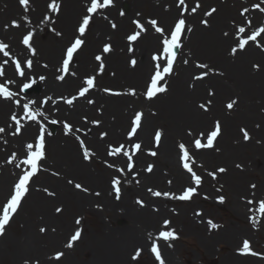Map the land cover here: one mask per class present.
Here are the masks:
<instances>
[{"label": "bare ground", "instance_id": "1", "mask_svg": "<svg viewBox=\"0 0 264 264\" xmlns=\"http://www.w3.org/2000/svg\"><path fill=\"white\" fill-rule=\"evenodd\" d=\"M115 1L118 4L123 3V1L130 2L128 12L133 16L126 15L120 20L118 32L109 30L103 20L96 19V28L85 34L87 41L81 49L86 45L88 47L81 56L77 70L85 73V75L100 73V62H96L95 57L91 56V52L97 48L99 41L112 40L116 46L114 50L101 56L105 67L109 68L111 72H115L116 75L100 78V82L95 84L92 89L93 93H87L85 97L77 98L72 105H68L65 103L67 95L64 93L71 90L72 86L78 85L83 76L76 75L75 77L70 75L71 73L67 76L61 74L57 67L58 56L61 55V52L63 53L62 45H64L69 34L74 35L75 33L73 24L78 16L83 14L85 0H65L60 11L54 12L58 22H60L57 26L61 33L60 36L55 35L56 37L46 30L52 19L48 8V4L51 2L47 4L48 1L45 3V0H30L28 10L25 11L19 0H0V42L9 46L6 50L16 55L15 57L21 61L24 71V76H19L10 65L9 59L7 60L8 56L5 57L3 53H0V64H3L5 60L8 61L7 64L3 65L4 76L2 77L6 82L14 81V83H7V86H9L10 91L17 93V96L11 100L0 98V127L5 128V132L0 133V213L6 200V193L9 192V189L11 192L13 187V172L16 168L25 166L21 163L22 159L19 155L25 145L32 142V138L36 140L40 125L47 129L45 122L49 116L58 121L62 118L67 119L63 123L68 121L67 123L74 124L71 136H66L62 131L51 136L45 131L46 155L45 159L40 162L41 170L39 171L40 177L36 190L33 192L29 203L27 200L26 208H24L26 199L32 193V190L29 191L11 219L12 221L19 216L22 225L16 231L17 235L14 236L8 229L10 222L6 227L5 234L0 236L1 244L6 243L5 246L10 251L12 250L8 253L14 254L15 264H25L26 261L21 259L20 253H17L19 248L32 253L38 252L39 260H33L32 263L27 261L28 264H37V262L38 264H76L73 255L79 247H82L81 243L85 236L81 234L72 248H67L66 244L70 236L74 234L73 230L77 228L75 220L71 222L67 213L77 208L106 214V216L112 214L115 216L114 220L119 217L128 220V225L124 227L110 228L103 237L95 240L89 239L84 249L94 247L95 251L90 260L84 261L82 264H125L126 248L133 244H139L140 247L138 248L141 249V252L147 248L151 252L150 245L154 241L158 244L165 264H176L173 257L176 248L174 243H167L168 241L155 237L157 232H154L156 226L162 224L167 217L166 215H169L167 207L163 204L166 200H162L163 195L156 197L148 191L149 188L153 191L167 192L184 186L189 187L185 183L191 182V178L179 164V155L176 154L177 142L174 141V138L178 137L177 140L188 141L191 140L192 135L198 134L200 136V133H205L204 138H206L208 131H204L208 130V124L213 116L216 119L220 118L216 120L221 123L219 139L223 134L225 142L227 134L231 133L237 120L243 119L251 127L255 122L260 121V129L253 131L256 136V145L244 146L243 149L258 150L264 155V113H261L264 111V53L260 51V48L264 46V37L262 36L260 43H255L256 46L253 47L249 43L244 50H238L237 54L233 55L231 48L236 46L239 41V37L236 35L238 27L228 23V20L234 17L239 20L243 19L236 14L233 7L220 5L217 14H213L210 18L203 16L200 13L203 12L202 10L197 13H192L191 10L184 12L189 23L185 25L183 35L189 28L191 29V26L195 27V33H192L191 38L184 44L189 53L188 63L186 65L184 63L177 70L175 68L176 75L175 72L171 75V94H162L163 100L156 97L153 101H147L142 99L139 91L135 90L136 95L133 96L125 94L124 89H120V84L124 82L135 83L141 88L144 85L147 72L154 69L155 62L151 60V56L157 52L158 48L160 49L161 36L153 31L148 23L152 19L144 17L142 9L147 8L152 13H157L160 17L158 26L164 28L166 34V30L175 22L173 19H176L183 8L180 6L178 9L175 0ZM253 3L262 5L263 2L253 0ZM251 10V18H257L261 21L260 13L256 9ZM45 16H48L49 19L44 20ZM24 17H27V20ZM13 20L20 24L19 28L11 25ZM137 20L144 27L149 26L151 28L149 31L141 33L137 41L127 42V37L123 36V31L125 32L126 27L130 28L131 21ZM202 20H207V25L203 24ZM5 25L8 27L5 28ZM28 31H32L35 38L34 41L30 42L32 47L36 49L34 56L21 42L23 35H26ZM225 33L228 35L225 36ZM243 36L244 38L247 37L246 29ZM129 47L133 48L134 51L129 52ZM95 52L94 56L98 55L100 50H95ZM133 58L137 60L135 67L130 64V60ZM29 59L33 62L31 68H28L24 63ZM181 63L182 61H179V64ZM197 64H207L209 67L208 69H200L196 66ZM254 65H259V68L254 67ZM203 71H208V75L201 80H195L194 77ZM59 75L65 76L63 82L57 80ZM40 77L45 79L41 80ZM32 79L34 83L35 81H42L39 83L41 93H45V98H51L46 105L39 103L38 94H33L30 98L25 99L23 93L17 90L20 81L28 83ZM103 83L113 84L116 91L112 92L124 94L113 95L105 92L106 85ZM12 86L15 87V90ZM210 92L214 94L209 95ZM62 94H64L63 99L59 100L57 97ZM31 98L36 99L35 103L32 104V111L39 109L44 113L43 116H37L35 121L28 120L25 113H21L19 110L25 102L33 101ZM226 98L227 100H225ZM17 99L20 101L19 106L15 103ZM89 100H92L93 103L89 104ZM231 100H236L237 103L232 109H228L226 105ZM208 101L211 103L208 104ZM149 103L154 104L150 105V110L152 108L158 110V113L153 116L149 113L147 115L145 111V106ZM201 104L207 105L208 110L205 111L200 108V111L198 108ZM138 111L143 113L142 126L133 138L140 141L141 144L142 142L144 145L151 144L152 141L148 137L150 131L155 134V131L160 130L159 127L162 128V125L166 129L165 133L162 134V142L159 146L150 148V145L147 147L142 145L140 153L133 156L134 168L129 172L126 166L127 157L122 154L109 156L107 152L110 144L113 147L123 144L125 150L131 153L128 148H131L133 138L129 140L127 137V129L130 125L127 129L125 126L128 120L131 124V120ZM229 111H233L231 116ZM13 113L22 119L23 127L19 135L12 134L14 128L12 121L10 122V117ZM95 120L100 121L99 125L92 123ZM155 125L159 126L155 127ZM211 129L214 128L211 127ZM104 132L107 133V136L101 138V133ZM77 137L82 138L85 146L94 153L89 160L83 159V150L75 141ZM7 150H10L9 154L3 155ZM150 151L157 152L155 162L158 166L151 173L144 168L147 160L154 159L149 154ZM13 153L16 154V159L9 163ZM199 154L202 155L203 159L209 161L213 158L215 161L217 159H221L223 162L226 160L224 153L213 155L211 151L203 150ZM17 165L20 166L17 167ZM121 168L124 169L123 173L117 171ZM54 173H59V175ZM114 177H119L121 180L120 199H116L111 184ZM171 179L173 183L169 184L168 181ZM70 180L72 183L68 182ZM33 182L30 181L29 188L32 187ZM76 183H80L88 191L76 189L74 186ZM44 189H48V194L54 193V195L52 197L43 195ZM261 191L264 193V188ZM170 193L172 194V192ZM138 199L144 202L142 206L137 203ZM54 202L56 206L54 213H52L50 206ZM231 202L240 214L246 212L244 203L232 199ZM58 207L62 209L63 214L61 216H58L59 213L56 212ZM65 208L66 210H64ZM72 211L74 212V210ZM161 215H164L162 220L160 219ZM190 225L192 229L189 236L196 237L197 234L204 233L203 227L198 230L194 223ZM41 228H45L46 231L41 233ZM244 228L247 230V227ZM227 229H230L232 233L228 237V242L230 240L237 241L240 234L245 235L243 237L247 236L243 231L235 229L234 225H230ZM149 234H151V238H149ZM227 236L228 233L223 231L210 236L203 235L202 239L205 246L211 248L216 242L224 241ZM242 240L243 238L240 242ZM149 242L150 244H148ZM11 247L12 249H10ZM48 248H50L48 255L43 254V249ZM3 251L4 249L1 248L0 254ZM58 251L63 252L64 255L59 261H56L54 257ZM86 251V253L89 252V250ZM231 253L232 250L229 249L228 257L223 258L222 264H259L261 262L258 258Z\"/></svg>", "mask_w": 264, "mask_h": 264}, {"label": "snow or ice", "instance_id": "2", "mask_svg": "<svg viewBox=\"0 0 264 264\" xmlns=\"http://www.w3.org/2000/svg\"><path fill=\"white\" fill-rule=\"evenodd\" d=\"M19 3L22 6H24L25 11L28 10V5L30 3V0H19ZM112 3H113V0H103L102 3L100 2V0H90V6H88L86 8V14L83 15L82 21L79 22L78 28L76 29V31L79 33V35H77L75 37V39L73 41H71L70 44L66 47L64 57L62 59V67L59 69V71H61L63 73L68 72L69 64L73 60L74 54H77L78 50H80L82 45H84L85 40L82 39V37L85 35L86 30L90 26V22L92 20V16L90 14L96 13L97 10L104 9V8L110 6ZM178 3H179V5L184 6V7L181 11L180 18L175 21L174 27L169 30L170 35H166L165 29L158 26L157 20L152 19L148 22L151 25V27L154 28L155 31L157 33H159L162 37V39L160 41V49H158L157 52L151 56V60L153 62H155L154 63V71L150 75L149 81L146 82V84H145L146 91L143 93L145 98L148 100H152L154 97L157 96V94L165 93L168 90L165 78L167 76L171 75L173 72V65H174V63L176 61V57H177L176 49H179L181 47V37H182V34L185 30V25H186V21L183 18V13L188 11L187 6L185 5V0H178ZM199 7H200V4L197 3L195 7L191 8V12L195 13ZM253 7L259 9L260 12H264V7H261L260 4H254ZM48 8L52 12H58L60 10V5L57 2V0H52V2L48 4ZM215 11H216V9L212 8L210 11L205 12V15L211 16ZM246 12H248L247 8L242 9L241 15L243 16L244 13H246ZM123 14L124 13H121V15H123ZM24 19L27 20V17H24ZM48 19H49L48 16L44 17V20H48ZM201 22L205 25H207V23H208L207 20H202ZM134 23L136 24L137 28L140 29V31L135 32L134 34L127 36V40L129 42L137 41L138 38L141 36V33L147 31V29L144 27V25L141 24L138 20L134 21ZM248 23L251 24V21H248ZM11 25L13 27H16V28L20 27V24L15 20H13L11 22ZM111 26H112V28H116L115 23H113ZM7 27H8V25H5V28H7ZM53 31H55V29H53ZM188 31H191V29L189 28ZM244 33H245V27L241 26V27L237 28L236 35L239 37V41L236 44V46L231 48V53L233 55H236L238 50H244L246 45H248L250 41H256L257 37L260 36L261 33H264V26L257 28L255 31L252 32L251 35H247L246 38H244V36L242 35ZM56 35L60 36L61 33L56 32ZM224 35L227 36L228 33H225ZM32 38H33V32L28 31L26 35H23L21 42L23 45H25L27 47V49L34 56L36 54V49L34 47H32V44L30 43ZM8 47L9 46L7 44L0 42V53H3V55L5 57L10 55V52L6 50V49H8ZM111 50H112V46L108 43H105L103 46V49H102L103 53L107 54ZM128 51L133 52L134 49L129 47ZM95 60L100 62L99 71L103 72L105 69V65L103 63L102 56L96 55ZM7 63H8V61L5 60L3 62V64H0V77L4 76L3 65L7 64ZM13 63L15 64V69H16L17 74L19 76L23 77L24 71H23L22 66H21V61L14 59ZM24 63H26L28 68H31L33 62H32V60L29 59V60H26ZM184 63L187 64L188 61L185 60ZM130 64H131V66L135 67L137 65V60L135 58L131 59ZM196 66L200 69H208V67H209L207 64H197ZM254 67L259 68V65H254ZM73 75H75V74L73 73ZM207 75H208V71H203L200 73V75L195 76L194 79L195 80H201L204 77H206ZM40 79L43 80L45 78L40 77ZM64 79H65L64 75L57 76V80L63 81ZM95 79H96L95 76L86 77L83 81L85 86L80 87L77 95H73L71 98L67 99L65 101V103L68 105H72L73 102L75 100H77L78 97H85L86 94L89 93V90L94 87ZM7 83H14V81H8L5 84H0V98L6 99V100H11L17 96V93L10 91L9 88L7 87ZM29 87H30V85L25 83V84H23L21 91H24L25 89H28ZM104 91L109 92L113 95H123L124 94L121 92H112V90L109 88H105ZM128 94L135 96L136 92L134 89H131V90H129ZM213 94L214 93H212V92L209 93V95H213ZM50 99H51L50 97H46L42 103H48V101ZM61 99H63V97H61ZM15 103L18 106L20 105V101L18 99L15 100ZM33 103H35V102L29 101L28 103L23 104V112L25 113L27 119L35 121L37 119V116H43L44 113L42 111H40L39 109H36L35 111L30 110L29 105L33 104ZM88 103L92 104L93 101L89 100ZM210 103H211V101H208V104H210ZM236 103H237L236 100H231L226 105V107L228 109H232ZM199 107L205 111L208 110V107L205 104H201V105H199ZM142 117H143V113L138 111L135 113L134 118L131 120V130L127 133V137L129 138V140H131L137 134V130L142 126ZM10 119L15 124V129H14V132L12 134L13 135L21 134V129H22L23 125L21 124V120L17 117V114L13 113L11 115ZM53 123H56V121H53ZM92 123L95 125H99L100 121L95 120V121H92ZM63 127H64L66 134L72 131V126L66 122L64 123ZM241 131L243 133V139L245 141L249 140L250 135L247 132V130L241 129ZM4 132H5V128L0 127V133H4ZM220 133H221V123H220V121H216L215 125H214V130H212L206 134V143H201L200 138H196L194 140L195 148L196 149L212 148L214 146V139L216 137H218ZM105 136H107L106 132L101 133V138H103ZM204 136H205V133H200V137H204ZM161 137H162V131L156 130L154 139H155V143L157 146H159V144H160ZM77 139L79 140L80 147L83 150V159L89 160L94 155V153H92L85 146L83 140H81L79 137H77ZM131 148H132V150L130 153L128 150H125V145H123V144H120L118 147H113L110 144L108 146L107 154L109 156H119L122 154L123 156L127 157V165L126 166H127L128 171L131 172L134 168L133 156L138 151L141 150V144L140 143H134V144H132ZM25 149H26V158L23 159V161L21 163L24 165H28L30 167L27 170H24L23 174H20L18 176V180L15 182V184L13 186V190L10 193V197L7 199V202L3 203V205H2V214H0V236L5 234L6 225L9 224L13 215L18 211V208L21 206L22 200L29 193L30 181L41 170L40 162L45 159V129H44L43 125H40V127H39V134L36 137L35 145H33V143H27L25 145ZM33 149H35V150H33ZM179 150L182 153V155L179 158L181 161L184 162L183 168L186 169L187 172H189L191 174V180L194 181L195 185L199 186L202 183V178H201V176L197 175L196 172L193 171V168L188 163V161L191 159L188 149L186 148V146L183 143H180L179 144ZM149 154L151 156H156L157 152L150 151ZM15 159H16V154L13 153L8 162L12 163ZM19 166L20 165H17V167H19ZM109 167H112V165H109ZM153 167H154L153 165L149 164L147 166L146 171L151 173L153 171ZM237 167H241V166L237 165ZM117 171L123 173L124 169L121 168V169H118ZM217 171L223 173L226 171V169L219 168V169H217ZM54 174L59 175V173H54ZM209 175H211L213 177V179H215V177H216L215 172L209 173ZM68 182L72 183L71 180ZM137 183H139V181H137ZM169 183H171V181H169ZM111 184H112L113 189L115 191L116 199H120V195H121V188H120L121 180H120V178L114 177L111 180ZM74 186L78 190H82L84 192L88 191V189L84 188L80 183H76ZM251 187L255 188L256 186L252 185ZM44 191L48 192V189H44ZM148 191L153 196H156V197L163 195L165 197L173 196V198L179 199V200H190L194 196V194L197 192V188L196 187H187L182 191V194L179 196H174L173 194H171L169 192L153 191L151 188H149ZM49 195H54V193H49ZM97 195H99V193H97ZM217 199L219 200V202L223 203L225 200V197L221 195V196H218ZM137 203L142 206L144 202L142 200L138 199ZM248 203L253 204V203H255V201L249 200ZM61 211H62L61 208H59V207L56 208L57 213H60ZM257 211L259 213H261L262 215H264V199H261L259 201V207H258ZM253 222H254V226H255V219L254 218H253ZM75 223L77 225H79L81 223V220L78 218L75 221ZM209 223H210L212 228L218 227L216 224L211 223V221H209ZM169 224H170V221L165 219L163 221L162 227L167 228ZM40 231H41V233H43L46 231V229L41 228ZM80 237H81V229L77 228L75 233L70 236V239L68 240V242L66 244V247L72 248L74 245V242H76ZM149 238H151V234H149ZM159 238L164 240V241L174 240V239H176V234L173 230H161V231H159ZM238 251L242 255H249V254L253 255V256L259 255V253L254 252L252 250V248L250 246V242L247 239H245L243 241L242 247H240L238 249ZM151 252L155 255V258L157 261H159V264H165L164 260L161 257V252L159 250L158 244L155 241L151 245ZM63 255H64L63 252L58 251V252H56L54 259L56 261H59ZM140 255H141V249L138 248V249H136L135 255H133L132 259L136 260ZM25 264H28V262L25 261ZM37 264H38V262H37Z\"/></svg>", "mask_w": 264, "mask_h": 264}, {"label": "rangeland", "instance_id": "3", "mask_svg": "<svg viewBox=\"0 0 264 264\" xmlns=\"http://www.w3.org/2000/svg\"><path fill=\"white\" fill-rule=\"evenodd\" d=\"M46 1L47 0H45V2ZM86 1H89V0H86ZM188 1L191 4H193L195 2H200L199 0H188ZM64 3H65V0H63V4ZM125 3L126 2H123V4L120 5L121 8H124ZM128 4H129V2H128ZM201 4L203 5L202 6L203 11H205L209 6L214 5V4L215 5L217 4L219 6L222 4L227 5L228 7H233L234 10L236 11V14L241 16L240 10L243 9V6L249 7L252 4V0H216V2H214L212 0H202ZM219 10H220V8H219ZM151 13H152L151 11H146V12L144 11V14L146 17H149V16L155 17L154 13L153 14H151ZM131 16H133V14H130L129 17H131ZM260 16H264V12H261ZM77 20H79V18ZM76 21L73 24L74 29L76 28ZM229 21H230V24H232V25H234V23H237V24L242 23V22L246 23V18L243 17L242 20H239L238 18L234 17V18H229ZM116 23L120 24L119 22H116ZM57 25L58 24H56L55 26H57ZM94 26H95V24H92V29L94 28ZM54 28H56V27H54ZM132 29H133V27L131 28V30ZM55 31H57V28ZM55 31H53V32L56 33ZM129 31H130V29H125V32H123V35H125ZM48 33L51 34V32H48ZM52 36H54V34ZM54 37H56V36H54ZM72 37H73V34H70V36H68L64 45H66L69 41H71ZM97 44H98L97 48L91 52V55L95 54V50H100L101 45H102V41H99ZM64 45H62V46L65 47ZM83 53H84V50L82 49V51L80 53H78V55H77L76 63H73V65H72L74 74L76 72V65H78L79 60H80L81 56L83 55ZM62 56H63V53L61 52V55L58 56L59 59H58L57 67L60 66ZM260 65H261V62H260ZM126 68H129V67H126ZM77 73H80V72L77 71ZM107 73H108V76H110L111 72L109 70ZM149 74H150V72H147L144 85L141 88H139L138 85L135 83L124 82L123 84H120V89L133 88V89H136L138 91H140V90L142 91L143 89H145L144 87H145L146 82H148ZM83 75H85V73H80L81 77ZM63 81H61V82H63ZM171 81H172V78H170L168 80V82H169L168 86L170 87L169 92H167L168 95L171 94V92H172ZM103 84L106 85L107 87H108V85H110L111 88L115 87L113 84H109V83H107V84L103 83ZM79 85L72 86L73 88L71 90L66 91V93L62 92L63 90L61 92L66 94V95H72L75 92L79 91ZM35 93H38L39 101H40V98H42V96H45L44 95L45 93H41V90L40 91L34 90L32 92V94H35ZM60 93H56V94H60ZM143 93H144V91H143ZM64 94L60 95V97H62ZM161 94L162 93L157 94L156 97L159 96L158 99L160 98V100H163L164 97ZM227 96H231V95H227ZM225 100H227V98ZM150 101H152V100H150ZM256 102H257V100H256ZM151 104H153V103H149V104H147V106H145L146 107L145 111H146L147 115L149 113V115L152 114L151 116H153L154 114L158 113V110L154 109V108H152L150 110L149 108H150ZM198 109L201 111L200 107ZM232 112L233 111H229V115L232 114ZM261 113H264V111ZM217 119H220V118H217ZM214 120H216V118L213 116L211 118L209 124H208V129H210L212 127V125H213L212 122ZM260 123H261L260 121H257L251 127L249 125V123L245 122L243 119L237 120L234 123L233 130H231V133L227 134L226 142L224 141L225 137L222 134L218 143L214 144L215 146L217 145L215 150L214 149L211 150L213 155H215L221 151L220 153L225 154L226 160L223 162V161H221V159L220 160L217 159L214 162L207 163L206 166L204 167V169H202L201 172L198 173V175L201 176V178H202V185L200 186V188H202L201 192H204V193H199L200 195L198 194V196H194V202L190 205L185 204V205L179 207L178 205L172 204V205L167 206L168 211H169V213H168L169 215H166L167 217H165V219L170 221V225H168L169 230H173L176 234V237H178V240H176V242H175L177 249H176L175 254L173 256L176 264H203L202 258L206 259L204 262L205 264H222L223 258L228 257L227 252H225L227 250H223L227 246L230 248V246H229L230 244H227L226 241L221 242L219 244L216 243L211 249V248H208V246L206 247L204 245V243L201 245V243L199 242L201 240L200 236H203L202 233L197 234V238L189 236L191 229H192V227L190 225L191 221L194 224L197 223L196 221H193L194 220L193 216H194L196 210L197 211H203L204 214L202 216V218H203L202 221H204V219L206 218V219L213 220L214 224L218 225L219 230L215 231L216 233H219L220 231L225 230L229 226V223L232 225H235V227H238V228L240 226H242V224L248 223V225L251 228L250 232L253 233V237L258 239V240H259V238L262 239V241L261 240L259 241L260 243L257 244L256 248L259 251L264 252V220L262 222L261 229H257L256 231L253 230L252 226L249 224V222H247L248 221V216H247L248 212H246L244 215L239 214V211H236L235 209H233V205L230 202V198L231 199H237V200L242 202L243 198L254 197L256 199V198L264 197V195L261 191L264 188V157H263L264 155L262 152H260L258 150L248 151L247 148L243 149L244 146H248L251 144L256 145L255 144L256 136H255V133H253V131H257L260 129ZM129 124H130V121L128 120L126 123L125 129L128 128ZM223 125H224V123H223ZM158 126L159 125H155V127H158ZM162 128L166 129L165 126H163V125H162ZM59 129L60 128L58 126L57 130H59ZM187 129H188V127L186 128V131H187ZM241 129L247 130V132L250 135L249 140L245 141L243 139V133H242ZM57 130H56V132H57ZM152 133H153V131H150V134L148 136V137H150L151 141H152ZM177 139H178V137H175L174 141L177 142ZM32 140H33V138H32ZM9 152H10V150H7V152L3 153V155L9 154ZM25 152H26L25 149L22 150L21 155L24 156ZM195 155H198V158L200 159V157H201L200 154L195 153ZM190 157H191V155H190ZM151 162H153V161H151ZM145 164H146V162H145ZM145 164H144V167L147 166ZM96 165H98V164H96ZM237 165H240L241 167H237ZM219 167L226 169V171L223 173L218 172L216 175V180L211 181V178L208 177L209 172H214ZM208 180L211 181L210 183H211V186L213 188L212 190L204 189V186L208 185V183H207ZM13 181H14V179H13ZM38 181H39V176L36 178V181L34 182V184L35 183L36 184L35 185L33 184L34 186L32 185V187H31L32 193L30 194L28 199H26V202L23 206L24 208H26L27 200H28V203L31 200L33 192L36 190L35 186L38 184ZM108 184H110L109 181H108ZM252 185H255L256 187L252 188L251 187ZM229 191H230V193H229ZM205 193L207 194V196L208 195L211 196V200L207 201V202H202V200H203L202 196ZM42 194L45 196H48L45 192H42ZM217 194H224V195L226 194V196L228 197V202H227L228 204L226 205V209L223 208L222 205H218V203L216 204L217 200L216 199L214 200V198H212L213 196H218ZM166 205H167V203H165L164 206L166 207ZM205 205H206V208H205ZM55 206H56L55 202L50 206L51 207L50 210L52 211V213H54ZM230 207L233 210H231ZM64 210H66V208ZM72 210H74V212ZM72 210L68 211V213H67L69 215L70 221L72 222V221L77 220L79 218L81 220V223L79 225H77V228L81 229V233L85 236L84 240L81 243L82 247H79V249L76 250L77 252H75V254L73 255L74 256L73 260L75 261L76 264H82V262L90 260L91 255L94 253V251H95L94 247L86 248V250H89L88 253H86L87 251L84 249V247L87 244L86 242L89 239L93 238L95 240V239H98L100 237H103L105 235V233L107 234V231L110 228L114 229V228L124 227V226L128 225L127 218L119 217V218L114 220L115 216L112 214H110V216H106V214L94 213V212H90L89 210H86V209L79 210L77 208V209H72ZM231 213H232V215H231ZM62 214L63 213L61 212L58 214V216H61ZM233 215H235V216L239 215L243 219L240 218L239 220H237L238 221L237 222V221H235L236 219L233 217ZM163 218H164V215H161L160 219L162 220ZM21 225H22L21 224V218L19 216H17L16 218L13 219V221L10 224V227L8 229L11 230L12 235H15V234H17L16 231L20 229ZM196 226L199 230L200 226H202V225H196ZM162 228H163L162 224H158L156 226V229L154 230V232L158 233ZM243 230H245V229H243ZM207 232H208V230H207V225H206V228L204 230V234L205 233L207 234ZM215 232H212V233H215ZM236 242L237 243L233 245V248L235 247V245L239 244L238 242H240V240L236 241ZM2 244L5 245L6 243H2ZM2 244L0 241V249L2 248ZM148 244H147V247H148ZM254 245H255V243H254ZM138 247H140L139 244H133V245L129 246V248H126L127 257H126V261H125L126 263L125 264H155V262L153 261L151 253L147 249L136 260H133L132 257H133V255H135V251H136V249H138ZM57 248H59V247H57ZM57 248H55V249H57ZM3 249H4L3 253L0 254V264H15V262L13 260L14 254L8 253V252H11L12 250L10 251L7 248V246H4ZM10 249H12V247ZM49 252H50V248L43 249V254L48 255ZM17 253H20L22 260L25 259L26 261H30V263H32L33 260L34 261L39 260V258H40L38 256V252L32 253L28 250L24 251L22 248H19L17 250ZM262 263H264V261H261L259 264H262Z\"/></svg>", "mask_w": 264, "mask_h": 264}]
</instances>
